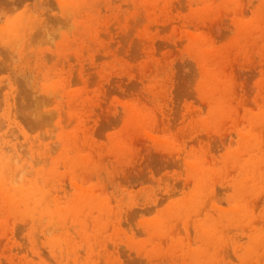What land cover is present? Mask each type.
<instances>
[{"label":"rangeland","instance_id":"1","mask_svg":"<svg viewBox=\"0 0 264 264\" xmlns=\"http://www.w3.org/2000/svg\"><path fill=\"white\" fill-rule=\"evenodd\" d=\"M0 264H264V0H0Z\"/></svg>","mask_w":264,"mask_h":264},{"label":"bare ground","instance_id":"2","mask_svg":"<svg viewBox=\"0 0 264 264\" xmlns=\"http://www.w3.org/2000/svg\"><path fill=\"white\" fill-rule=\"evenodd\" d=\"M25 194H26V193H24V194L20 193V199H21L22 195H25ZM31 197H32V192H29L26 196H23V197H22L23 202H24V203H28L29 201L32 200Z\"/></svg>","mask_w":264,"mask_h":264}]
</instances>
